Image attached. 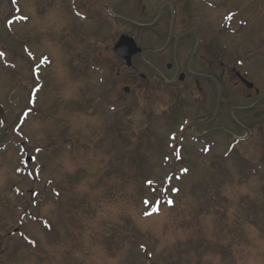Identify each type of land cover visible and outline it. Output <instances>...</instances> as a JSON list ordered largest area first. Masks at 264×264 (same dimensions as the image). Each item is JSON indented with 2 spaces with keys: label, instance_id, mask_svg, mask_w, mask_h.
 <instances>
[{
  "label": "rangeland",
  "instance_id": "1",
  "mask_svg": "<svg viewBox=\"0 0 264 264\" xmlns=\"http://www.w3.org/2000/svg\"><path fill=\"white\" fill-rule=\"evenodd\" d=\"M76 4L75 11L90 16L84 31L91 22L100 28L96 57L85 55L82 76L75 57L74 72L69 66L67 74L58 72L59 59L64 67L65 47L71 45L63 27L81 25L73 5H66L71 16L61 22L64 7L58 0H0V49L6 53L5 59L0 56V146H5L0 153V264H264V189L257 185L264 186V156L258 159L260 168L255 164L258 151L264 153V104L255 109L262 132L255 128L257 137L236 142L231 153L233 141L216 124L211 131L199 125L198 116L202 112L212 123V114L216 123L220 117L218 127L230 133L234 127L243 136L233 113L223 111L225 101L233 108L252 102L235 99L240 87L234 81L227 80L223 97L217 94L219 77L197 87L186 80L178 90L160 82L151 87L130 74L112 45L128 32L139 44L155 48L148 41L157 29L135 28L106 13L91 17ZM211 4L207 27L216 38L221 16L238 10L230 22L239 23L242 35L240 43L229 42L228 53L231 49L246 61L242 68L257 79L264 74V0ZM156 12L138 9L131 18L148 23ZM212 51L219 53L214 45ZM244 54L254 58L247 61ZM140 60L135 56L134 65ZM32 64L39 75L30 73ZM143 69L138 72L146 73ZM31 82L40 91L41 83L46 85L32 108L35 114L25 115L16 137L11 127L31 110L26 104ZM126 84L129 93L123 91ZM173 89L181 95H173ZM234 110L238 117L246 115ZM21 137L37 159L32 163L36 176H29L18 153ZM241 151L250 155V163Z\"/></svg>",
  "mask_w": 264,
  "mask_h": 264
},
{
  "label": "flooded vegetation",
  "instance_id": "2",
  "mask_svg": "<svg viewBox=\"0 0 264 264\" xmlns=\"http://www.w3.org/2000/svg\"><path fill=\"white\" fill-rule=\"evenodd\" d=\"M76 3L90 15L95 14L99 17V13H106L109 17H114L116 22L124 20L125 24H133L135 28H156L155 37L150 38L148 43L154 41L157 47L145 46L142 62L146 65V69L154 74L161 76L164 69L172 72L166 74L168 77L164 75L163 80L175 85L177 89L186 80H189V87L193 85L197 87L201 84H210L213 76H219L224 84L227 80H231L230 82L234 81L235 85L248 90L247 98H253V102L248 106L252 109L249 114L252 124L246 127L240 123V127L247 136H252L255 128V105L264 100L263 95L259 96L261 87H264V74H259L256 76L257 79L252 80L253 87L246 88L237 74L236 66L232 63L237 57L228 54V46L224 42L213 43L207 27L210 23L211 0H76ZM155 8L157 12L148 23L131 18L132 11L141 9L145 14L147 10H155ZM88 28H92L90 39L94 40L95 28H98L96 22ZM82 29L83 25H79L77 36L80 44H83L84 38ZM213 45L219 53H213ZM147 56L155 62L150 63L145 59ZM131 68L133 72L138 69L134 64ZM225 86H228V82ZM255 96L259 98L255 100ZM205 123L210 126V119ZM208 131H211V128ZM227 134L233 135L230 132Z\"/></svg>",
  "mask_w": 264,
  "mask_h": 264
},
{
  "label": "water",
  "instance_id": "3",
  "mask_svg": "<svg viewBox=\"0 0 264 264\" xmlns=\"http://www.w3.org/2000/svg\"><path fill=\"white\" fill-rule=\"evenodd\" d=\"M114 51L117 55L122 57L129 65L131 63V56L140 51L134 40L126 35L120 36L114 44Z\"/></svg>",
  "mask_w": 264,
  "mask_h": 264
},
{
  "label": "snow or ice",
  "instance_id": "4",
  "mask_svg": "<svg viewBox=\"0 0 264 264\" xmlns=\"http://www.w3.org/2000/svg\"><path fill=\"white\" fill-rule=\"evenodd\" d=\"M0 55H2V53H0ZM185 171H187V169H185ZM173 191H178V189H173ZM173 202L170 200L169 204H172Z\"/></svg>",
  "mask_w": 264,
  "mask_h": 264
}]
</instances>
